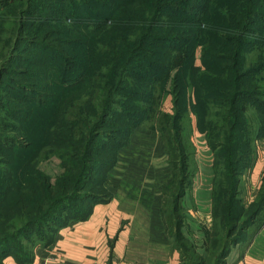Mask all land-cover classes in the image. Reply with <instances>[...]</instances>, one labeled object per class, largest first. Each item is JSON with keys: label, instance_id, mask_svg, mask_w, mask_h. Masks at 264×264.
<instances>
[{"label": "trees", "instance_id": "1", "mask_svg": "<svg viewBox=\"0 0 264 264\" xmlns=\"http://www.w3.org/2000/svg\"><path fill=\"white\" fill-rule=\"evenodd\" d=\"M32 49L65 55V68L45 67ZM0 51V264L28 263L108 200L116 153L145 123L164 142L162 213L187 264H225L242 241L230 240L238 223L240 235L264 225L254 223L264 218V189L251 210L236 208L264 137V0H0ZM192 130L213 153L211 212L215 220L217 206L225 234L214 241L212 227L206 261L180 233ZM51 158L61 168L54 179L39 168Z\"/></svg>", "mask_w": 264, "mask_h": 264}, {"label": "crops", "instance_id": "2", "mask_svg": "<svg viewBox=\"0 0 264 264\" xmlns=\"http://www.w3.org/2000/svg\"><path fill=\"white\" fill-rule=\"evenodd\" d=\"M262 139L257 160L245 177L252 187L264 175ZM187 148L194 174L180 199V233L195 256L206 261L212 228L213 153L196 130L191 131ZM170 180L161 135L146 123L138 126L105 176L108 200L94 203L84 219L59 229L53 242L35 248L26 264H187L172 246L162 213V190ZM4 264L23 263L8 256ZM225 264H264V225L250 246L232 247Z\"/></svg>", "mask_w": 264, "mask_h": 264}, {"label": "rangeland", "instance_id": "3", "mask_svg": "<svg viewBox=\"0 0 264 264\" xmlns=\"http://www.w3.org/2000/svg\"><path fill=\"white\" fill-rule=\"evenodd\" d=\"M78 3V2H77ZM79 4V3H78ZM80 5V4H79ZM81 6V5H80ZM32 53H34V58L36 60L39 59L40 55H44V66L47 68L52 67V69L55 68V70H53L54 72H58V69H62L65 68V55L60 56V57H56L54 58V56H50V54L48 52H46L43 49H32L31 50ZM0 56H1V51H0ZM197 65H199V54L197 55ZM1 59V58H0ZM2 60H0L1 63ZM61 63H63V66H61ZM57 70V71H56ZM53 71H48L47 74L48 79L46 81H42V82H47V81H51L53 80V78L50 77V75H53L54 72ZM41 82V81H40ZM41 82V83H42ZM13 104V102H12ZM0 108H4L6 107V105H4L3 103H1L0 100ZM164 110L168 111L170 108V101H169V97L167 98V100L164 102V106H163ZM1 110V109H0ZM1 113V112H0ZM51 112L46 111L42 116H44L45 114H50ZM146 125H149V123H146ZM204 137V136H203ZM263 139H260V141ZM260 141L257 140L256 142V159L257 160V156H258V148L261 146L260 145ZM23 144H26V142L23 140L21 141ZM258 144V147H257ZM113 148V146H107V148L105 147V149L102 151L103 154H105L106 152L109 151V149ZM262 150V148H261ZM213 155V154H212ZM256 162V161H255ZM39 168L46 172L47 174H49L53 179L55 176H57L60 172H61V168H60V164H59V160H57L56 158H51L48 161H43L39 164ZM105 169V168H104ZM103 169V171H104ZM100 169L97 170L96 175H98L97 177H99L101 174V171H99ZM95 175V174H94ZM249 175V171H247L240 179V183H239V189L236 195V201H237V210L238 211H245V213L247 211H249V209L251 210V208L253 207L254 203L256 202V200L258 199L260 193L262 192V190L264 189V180L263 182L259 183V185H256L255 187H252L251 184H248V180L245 178ZM249 178V177H248ZM216 218L215 220H213L212 217V227H214L213 229V236L214 241H218L219 239H224V227H222V222L219 220V215H220V211L216 206ZM264 220V218H258L254 223H256L255 225H259L262 221ZM244 224V218L242 221H240V223H238L237 225V229L234 231V235L230 237V240H234L237 239V237L240 236V238L242 239V241L239 243L241 244V246L246 247V246H250L251 242H252V238L253 236L260 230V228L257 230V232H254V229H256L255 227H251L248 230H245L241 233V235L239 234V228L240 226H242ZM254 225V224H253ZM212 230V228H211ZM254 232V233H253ZM36 233H32L30 234L28 237L30 239H36ZM27 242L23 241L21 242V247L24 248L26 247ZM249 249V247H248Z\"/></svg>", "mask_w": 264, "mask_h": 264}, {"label": "water", "instance_id": "4", "mask_svg": "<svg viewBox=\"0 0 264 264\" xmlns=\"http://www.w3.org/2000/svg\"><path fill=\"white\" fill-rule=\"evenodd\" d=\"M215 263H216V259L215 258L211 259L210 264H215Z\"/></svg>", "mask_w": 264, "mask_h": 264}]
</instances>
